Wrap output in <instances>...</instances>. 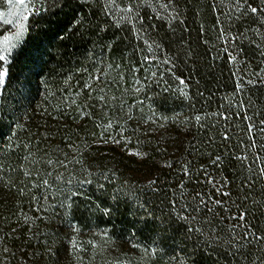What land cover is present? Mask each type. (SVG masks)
I'll use <instances>...</instances> for the list:
<instances>
[{
    "label": "trees",
    "instance_id": "obj_1",
    "mask_svg": "<svg viewBox=\"0 0 264 264\" xmlns=\"http://www.w3.org/2000/svg\"><path fill=\"white\" fill-rule=\"evenodd\" d=\"M129 2L116 0L109 12L104 0H73L84 26L54 18L46 35L26 36L11 63L0 95V264L264 260V241L255 240L247 260L234 257L244 229L230 232L231 220L217 219L218 239L205 243L177 219L197 192L213 195L208 178L231 181L223 190L237 200L249 195L241 181L251 176L242 210L249 231L264 233V177L256 175L264 167V26L241 16L235 0H180L179 19L150 0L137 9L143 28L135 19L117 27ZM69 190L77 193L70 225L60 206Z\"/></svg>",
    "mask_w": 264,
    "mask_h": 264
},
{
    "label": "snow or ice",
    "instance_id": "obj_2",
    "mask_svg": "<svg viewBox=\"0 0 264 264\" xmlns=\"http://www.w3.org/2000/svg\"><path fill=\"white\" fill-rule=\"evenodd\" d=\"M77 2H79V0H77ZM93 2L100 3V0H93ZM157 3H159L161 9L170 14L171 19H179L180 0H167L166 3H160V0H157ZM2 4L7 5L6 11L2 10ZM2 4H0V25H4V28L0 29V95L3 94L2 90H5L8 84L10 66L15 55L26 46V36H30L34 32L38 35H46L50 30L54 18H58L61 15L67 17L66 29L70 27L76 29L83 27L86 19L84 16L80 15L79 9L73 7V0H2ZM141 6L152 7V3L150 0H130L127 7L121 9L126 15L116 19V26H121L125 20H127L128 23H132L135 19L141 21V28H143V17L137 11ZM234 7L241 16H254L256 17V22L264 26V0H259L256 4H254L252 0H235ZM114 8H118L116 0H104V3L101 5V11L108 10L110 12ZM69 11L72 12L71 16H68ZM153 11L156 12V9L153 8ZM133 12L136 13L134 17L132 15ZM156 18H161L159 12H156ZM180 22L183 23V21ZM9 29L13 30L9 31ZM96 30L104 31V28L97 26ZM256 30L258 31V29ZM221 35H224V33L222 32ZM57 36L59 37V33H57ZM157 47H160V45L158 44ZM36 51L39 54V48H37ZM262 55H264V53H262ZM229 58L231 60L236 59L235 56H230ZM181 83H184V81L181 80ZM239 87L241 86L237 85V88ZM195 119L199 121L200 117L196 116ZM225 138H227L226 135ZM244 159H247V157H244ZM220 160L221 157L216 156L213 163H218ZM249 171H251L250 168ZM185 174H188L187 171ZM256 175L264 177V167H261ZM55 179L62 180V177L57 176ZM83 182L90 183L91 181L85 180ZM255 182V179L251 176L246 177L245 180L241 181V186L249 187V195L242 198L238 195L237 200H232L231 189L228 191L223 190L231 181H227L226 179L216 180L214 177L208 178L207 183L212 185L213 195L209 196L207 193L197 192L192 196L189 202L184 204L182 211L177 214V219L188 225L187 231L190 234L197 233L203 236L205 238V243H207L209 239H218L216 233L221 229L217 228L215 225L217 219H219L222 224L229 220L233 221L232 227L229 229L230 232H235L237 228L244 229L243 233L240 234V239L243 243L235 245L234 257L235 254L238 253L247 260L248 246L252 244L253 240H255L257 244H259L260 241H264V233L258 234L249 231L251 226L246 224L248 212L246 209L242 210V202L247 201L251 197V186ZM64 183L71 185L72 181L67 180ZM78 183L80 182L78 181ZM150 183H155V181H150ZM43 184L47 188L54 186V183H50L48 180H44ZM100 187L102 188L103 185H100ZM261 192L264 194V188L261 189ZM76 194V192L69 190L65 194V201L60 202V206L66 209L63 214L62 222L69 225L70 217L68 210L72 208L70 201ZM217 195L221 198H215ZM43 198L48 199L47 196ZM113 199H115V197H113ZM253 202L255 203V201ZM140 206L143 207V205ZM233 208L236 210L235 214H232ZM103 211L105 214L109 213L108 208H104ZM223 213H229V215L225 216ZM197 223H199L200 226H195ZM205 226L211 231V236L205 230ZM65 235H67V233H65ZM58 242L60 241L57 236L52 240L51 245L46 246L50 256L55 255V245H57ZM72 244L73 247H77L74 239L72 240ZM4 251L7 252V249L5 248ZM149 251L154 255L157 249L152 248L149 250L145 248V255H148ZM260 251L264 252V248L260 249ZM173 259H175V257H173ZM253 264H264V260L257 259Z\"/></svg>",
    "mask_w": 264,
    "mask_h": 264
},
{
    "label": "rangeland",
    "instance_id": "obj_3",
    "mask_svg": "<svg viewBox=\"0 0 264 264\" xmlns=\"http://www.w3.org/2000/svg\"><path fill=\"white\" fill-rule=\"evenodd\" d=\"M0 4H2V0H0ZM2 10L6 11L7 10V5L6 4H2ZM4 28V25H0V29ZM13 29H9V31H11Z\"/></svg>",
    "mask_w": 264,
    "mask_h": 264
}]
</instances>
